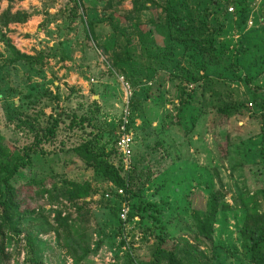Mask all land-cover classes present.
Wrapping results in <instances>:
<instances>
[{
	"label": "rangeland",
	"instance_id": "1",
	"mask_svg": "<svg viewBox=\"0 0 264 264\" xmlns=\"http://www.w3.org/2000/svg\"><path fill=\"white\" fill-rule=\"evenodd\" d=\"M169 3L207 54L168 27ZM127 110L135 165L120 194L83 147L118 163ZM28 147L21 205L0 210L8 264H172L159 249L255 264L243 227L264 214V0H1L0 165ZM78 214L76 261L53 229Z\"/></svg>",
	"mask_w": 264,
	"mask_h": 264
},
{
	"label": "trees",
	"instance_id": "2",
	"mask_svg": "<svg viewBox=\"0 0 264 264\" xmlns=\"http://www.w3.org/2000/svg\"><path fill=\"white\" fill-rule=\"evenodd\" d=\"M171 7L172 5L171 3H169L163 8L168 17V27H175V30H177V28L179 29V27L182 26L180 28L181 33L178 34L179 40L181 42L184 41L187 43V41L191 39L190 41H192V44L195 42L194 40H197L195 43V47L201 48V52L203 54H207L208 48H202L201 46H199L198 39H196L198 38L197 35L200 36L201 34L200 27L195 24L191 26L189 25L187 27H185L186 25H179L182 24V14L179 13L177 10H172ZM186 15L188 16L187 19H189L190 21L194 19L192 16L193 13H187ZM27 16V13L21 12L17 16H14L13 19H16L17 22H23L27 20ZM170 28L168 33L169 37L171 35ZM18 58L19 60H21L26 58L28 59L29 57L25 55H20L18 56ZM221 113H223L226 117H229L231 114L228 109H223ZM56 133L57 128L50 129L51 136H55ZM113 144L115 148V157L118 159V163H112L107 157L95 153L92 149H90L88 144L83 147L85 150L84 152L87 155L86 159L96 164L97 168L99 169V172L102 174V176H104L105 179L112 181L115 185L120 188H127L126 176L128 175V172L124 170L122 158L118 151V134L116 135ZM29 150L33 152V149L31 147L26 148V150L24 151L26 152V154H24L25 161L23 163L18 162L16 160L13 166L7 164L0 165V193L3 194V199L0 200V210H2V213L16 211L21 205L20 199L18 198L17 186L14 184L13 179L17 174H19L21 169L31 163V156L29 154ZM69 217L65 219L62 218L61 220H59L58 225L53 230H56L58 232L59 240H62L63 235V241L66 248L69 249L75 260L79 261L78 255L75 250L76 248L72 241L77 240L79 246H83L84 244L86 247H88V241H86L87 236L85 234L87 229L86 226L80 223L82 222V220L79 218V214L75 218ZM201 231L204 235H208V232H206L204 225L202 226ZM243 234L249 237L252 251V262H254L255 264H264V254L262 253L264 251V214L257 213V211L255 210L250 215H248L244 223ZM77 237H79L80 239H78ZM157 254L159 259L162 257L163 259H169L172 264H181L178 260L174 258L175 256L173 255V253L169 252L168 250L159 249L157 251ZM9 260L10 253L6 252L5 234L4 231L0 229V264H8Z\"/></svg>",
	"mask_w": 264,
	"mask_h": 264
},
{
	"label": "built area",
	"instance_id": "3",
	"mask_svg": "<svg viewBox=\"0 0 264 264\" xmlns=\"http://www.w3.org/2000/svg\"><path fill=\"white\" fill-rule=\"evenodd\" d=\"M127 115L123 119L121 126L119 127L118 134V151L122 158L124 170L130 173L134 167L133 160V146H134V134L129 126L128 110ZM120 194H124V189L120 188L117 191ZM130 209L127 204H124L121 209V218L123 221H127L129 217Z\"/></svg>",
	"mask_w": 264,
	"mask_h": 264
}]
</instances>
